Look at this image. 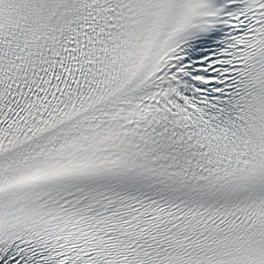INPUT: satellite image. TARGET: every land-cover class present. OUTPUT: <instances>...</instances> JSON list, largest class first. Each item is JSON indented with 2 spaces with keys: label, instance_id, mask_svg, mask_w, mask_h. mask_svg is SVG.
I'll return each mask as SVG.
<instances>
[{
  "label": "snow or ice",
  "instance_id": "1",
  "mask_svg": "<svg viewBox=\"0 0 264 264\" xmlns=\"http://www.w3.org/2000/svg\"><path fill=\"white\" fill-rule=\"evenodd\" d=\"M0 264H264V0H0Z\"/></svg>",
  "mask_w": 264,
  "mask_h": 264
}]
</instances>
